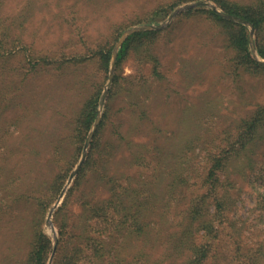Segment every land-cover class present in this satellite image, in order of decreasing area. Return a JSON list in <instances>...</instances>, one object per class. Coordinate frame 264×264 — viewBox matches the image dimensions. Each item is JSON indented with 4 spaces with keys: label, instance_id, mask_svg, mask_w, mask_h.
Returning a JSON list of instances; mask_svg holds the SVG:
<instances>
[{
    "label": "rangeland",
    "instance_id": "obj_1",
    "mask_svg": "<svg viewBox=\"0 0 264 264\" xmlns=\"http://www.w3.org/2000/svg\"><path fill=\"white\" fill-rule=\"evenodd\" d=\"M172 1L0 0V264H34L38 233L51 246L45 264H125L141 253H151L139 256L150 264H182L178 247L199 242L187 208L206 190L207 153L264 104V70L232 71L225 30L203 12H223L211 0L181 2L161 20L141 22ZM135 28L126 38L156 34L111 67L120 38ZM252 28L250 51L264 65L256 49L264 25ZM107 43L104 72L91 54ZM96 95L81 146L73 121ZM258 132L251 162L241 158L220 176L233 185L232 203L206 217L220 229L209 264H264V123ZM208 200L212 214L217 204ZM140 205L147 210L139 221L150 223L143 236L131 231Z\"/></svg>",
    "mask_w": 264,
    "mask_h": 264
},
{
    "label": "trees",
    "instance_id": "obj_2",
    "mask_svg": "<svg viewBox=\"0 0 264 264\" xmlns=\"http://www.w3.org/2000/svg\"><path fill=\"white\" fill-rule=\"evenodd\" d=\"M186 1L193 0H176L172 1V3H162L156 7H153L150 11H148L147 15L143 18L141 22H155L157 20H161L166 17L170 10H172L177 4ZM213 1L217 7L230 15L237 16L245 21H248L255 29V32L258 33L263 28L264 25V7L259 6H248L241 4L234 0H211ZM207 14V17L217 24L221 25L226 33V43L229 48L232 49L234 55L231 57V67L234 73L243 69L245 71H250L251 73H260L264 70V65L256 61L250 51L249 47V38L247 27L245 25L231 22L227 19L222 18L220 15L215 13L211 9H207L203 11ZM121 29H114L116 34V39L119 37V32ZM156 34L154 31H140L134 32L130 34L120 46L117 57L115 67L119 65V63L123 60L124 56L128 55V51L133 48H139L145 44V39L148 35ZM149 37V36H148ZM115 41V38H114ZM261 40L257 41V53L261 58L264 59V43ZM113 43H107L102 47L94 50V54H91V57L95 56L96 62L99 65L100 69L104 70V72L108 71L109 63L111 59V50ZM85 60L86 56L83 57ZM83 61V60H82ZM156 71V68H155ZM97 103H98V95L92 97L87 103L84 104L80 114L73 121V134L74 138L78 139V143L83 145L85 137L92 127L97 113ZM264 123V104L258 105L257 109L254 110L247 118L242 119L238 124V130L234 134H230L229 136H225L221 142L216 145L212 150H210L207 154L205 161V186L206 190L204 194L197 196L194 203H192L187 208L189 210L191 216V224L189 225L190 234L195 232L200 233L199 242L189 239L188 241H183L181 247L186 246L185 249H182L180 246L178 250L181 252L180 254L185 253V257L187 259L182 264H209V257L213 250V247L216 246V241L220 237V229L212 226L211 220L206 219L208 215H212L211 217H217L222 215V211L224 207L227 209L232 203V199L230 193H227V189L233 187L231 182H227V186L223 185V181L220 180V176L228 171H230L229 166L236 163L239 159L246 158L247 162H251L253 151L256 147L258 140L261 138L260 132H258V128L263 126ZM93 141V140H92ZM91 145L93 143L91 142ZM81 147L78 150V155L80 153ZM77 160V158H76ZM94 161V158L90 161ZM89 162H85V166L80 169L77 177V183L80 180V177H83L87 170V166ZM75 161L72 162L71 165H68L67 169L63 174L59 175L60 179L69 172L71 167H73ZM57 190L58 186H54ZM222 191L227 193L226 196L220 194ZM57 192V191H56ZM212 199L216 202V207L213 210V213H209V200ZM227 198V199H226ZM224 199V200H223ZM37 206H43L45 204V199H36ZM146 205V203L144 204ZM138 209L133 211L131 218L133 219V229L132 233H136L137 235L143 236L144 234H148L149 229L148 226L141 224L138 219V213L145 209L146 206L141 208V205L137 207ZM142 213V211H141ZM196 223V227H195ZM148 230V231H147ZM147 232V233H146ZM61 240L64 233L60 231ZM179 237V236H178ZM50 242L47 238H45L41 233L37 234V239L33 244V249L29 254V258L34 264H45V260L50 251ZM238 251V250H237ZM174 256V254L172 253ZM139 256H151V253H147L143 255L142 253L137 257L132 258L131 261L125 264H150L148 259L145 257H141L139 260ZM169 258L171 257L170 253L168 254ZM77 264V263H76ZM173 264V263H171Z\"/></svg>",
    "mask_w": 264,
    "mask_h": 264
},
{
    "label": "water",
    "instance_id": "obj_3",
    "mask_svg": "<svg viewBox=\"0 0 264 264\" xmlns=\"http://www.w3.org/2000/svg\"><path fill=\"white\" fill-rule=\"evenodd\" d=\"M201 4V2H198V4ZM192 5H188L187 7H185V8H188V7H191ZM212 9L216 12V13H218L221 17H224V18H227V19H229V20H232V21H236V22H239V23H242V24H244V25H247V26H249L250 27V34H249V41H250V43H251V36H252V32H253V28H252V25L250 24V23H248L247 21H245V20H243V19H240V18H238V17H235V16H232V15H229V14H225V13H223V12H220L219 10H217L215 7H212ZM143 29V28H142ZM135 30H137L136 28L135 29H130V30H128L126 33H124L123 35H122V37L120 38V41H119V43H118V46L115 48V50H114V52H113V59H112V63H111V67L113 66V64H114V62H115V59H116V54H117V48L118 47H120V45H121V43L125 40V38H126V34L127 33H130V32H133V31H135ZM139 30H141V29H139ZM252 50H254L253 49V47H252ZM109 80H111V77H110V79ZM103 96H102V98H101V102L103 101ZM98 120L99 119H97L96 120V122H95V124H94V127H93V130H92V132L90 133V135L88 136V139H87V141H86V145L88 144V142H89V140H90V138H91V136H92V134H93V131H94V129H95V127H96V125H97V123H98Z\"/></svg>",
    "mask_w": 264,
    "mask_h": 264
}]
</instances>
